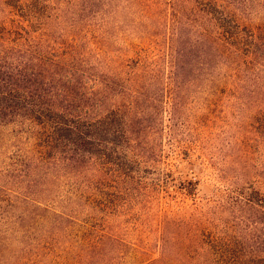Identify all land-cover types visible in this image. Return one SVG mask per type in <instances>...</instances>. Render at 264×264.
Instances as JSON below:
<instances>
[{
	"label": "trees",
	"instance_id": "obj_1",
	"mask_svg": "<svg viewBox=\"0 0 264 264\" xmlns=\"http://www.w3.org/2000/svg\"><path fill=\"white\" fill-rule=\"evenodd\" d=\"M167 4L176 29L169 37L170 71L163 77L153 52L130 66L107 61L90 41L54 36L45 26L56 11L46 0H0V154L12 144L0 159V215L6 233L13 225L5 218L17 207L38 222L49 214L67 217L64 211L49 212L63 208L58 205L64 201L61 194L52 192L59 183L102 205L100 197L132 176L136 160L131 157H149L145 137L158 132L166 104L177 118L189 90L200 88L203 76L209 79L204 92L217 83L236 93L249 89L255 97L251 106L260 110L264 0ZM156 7L142 6L150 14ZM200 22L202 28H215L209 34L210 60L208 47L205 52L196 51L197 45L180 46L187 37L183 28ZM259 125L258 134L264 132V124ZM233 195H226L223 206L229 215L226 236H212L209 226L202 228L191 216L164 225L163 249L177 248L174 261L264 264V187L255 182ZM44 206L46 213L37 215ZM162 259L151 264H163Z\"/></svg>",
	"mask_w": 264,
	"mask_h": 264
},
{
	"label": "rangeland",
	"instance_id": "obj_2",
	"mask_svg": "<svg viewBox=\"0 0 264 264\" xmlns=\"http://www.w3.org/2000/svg\"><path fill=\"white\" fill-rule=\"evenodd\" d=\"M168 1L46 0L56 12L45 28L68 41H90L112 63L123 60L136 66L140 56L153 52L165 77L170 71L169 37L176 29ZM218 2L226 6V0ZM145 3L157 6L155 12L146 13ZM202 26L200 22L183 28L187 37L181 38L180 46L210 49L209 34L215 28ZM211 53L210 49L209 60ZM203 79L196 84L200 88L189 90L177 118L166 104L158 132L145 137L149 157L132 155V176L100 197L102 205L79 198L59 183L52 192L61 194L64 201L58 205L63 208L54 206L49 212L64 211L67 217L49 214L38 222L17 207L5 218L9 227L13 225L6 233L0 215V264H151L162 257L163 264H180L174 261L175 246L163 249L164 225L188 216L202 228L209 226L212 236H226V195H236L255 182L264 187V132H256L259 122L264 124V102L260 110L254 109L249 89L236 93L226 83H210V91L204 92L209 79ZM260 97L264 100V94ZM11 149L12 144L4 146L0 159ZM45 210L46 206L36 214Z\"/></svg>",
	"mask_w": 264,
	"mask_h": 264
}]
</instances>
